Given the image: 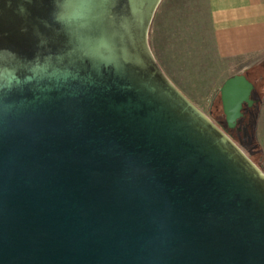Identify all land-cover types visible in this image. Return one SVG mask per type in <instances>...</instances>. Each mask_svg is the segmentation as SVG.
I'll use <instances>...</instances> for the list:
<instances>
[{
    "label": "water",
    "instance_id": "1",
    "mask_svg": "<svg viewBox=\"0 0 264 264\" xmlns=\"http://www.w3.org/2000/svg\"><path fill=\"white\" fill-rule=\"evenodd\" d=\"M160 2L0 0V264H264V170L158 64Z\"/></svg>",
    "mask_w": 264,
    "mask_h": 264
},
{
    "label": "rangeland",
    "instance_id": "2",
    "mask_svg": "<svg viewBox=\"0 0 264 264\" xmlns=\"http://www.w3.org/2000/svg\"><path fill=\"white\" fill-rule=\"evenodd\" d=\"M149 44L168 78L222 128L226 126L224 115L217 116L213 105L220 104L223 81L236 73L255 77L254 68L264 69V53L245 57L220 54L207 23L204 0H161L149 28ZM262 73L259 91L252 92L253 104L245 110V121L255 125L258 147L249 154L242 150L263 169L264 156L256 134L264 101V70Z\"/></svg>",
    "mask_w": 264,
    "mask_h": 264
},
{
    "label": "crops",
    "instance_id": "3",
    "mask_svg": "<svg viewBox=\"0 0 264 264\" xmlns=\"http://www.w3.org/2000/svg\"><path fill=\"white\" fill-rule=\"evenodd\" d=\"M206 19L221 55L264 53V0H204ZM256 134L264 156V101Z\"/></svg>",
    "mask_w": 264,
    "mask_h": 264
},
{
    "label": "trees",
    "instance_id": "4",
    "mask_svg": "<svg viewBox=\"0 0 264 264\" xmlns=\"http://www.w3.org/2000/svg\"><path fill=\"white\" fill-rule=\"evenodd\" d=\"M264 63V61L262 62ZM260 63V64H262ZM259 64V65H260ZM264 70V69H263ZM263 70L258 69L257 71H255V68L253 69L255 77H252L248 79L251 80L254 83V91L256 93H258L259 88H260V82L263 78ZM246 76L249 74H245ZM219 103H216L214 106V109L216 110L215 113L216 115H221L222 113V107H221V101H220V97H219ZM247 109V106H244L243 111L245 116L243 118H240L237 122V128L239 129H235V128H228V127H224L225 131L230 135V137L237 143L240 145V147L247 153H250V150L255 151L256 148L258 147V144L256 143V139H255V125L251 126L250 123H247L245 121V118H247V114L245 112V110ZM223 124H225V122L223 121ZM264 169V168H263Z\"/></svg>",
    "mask_w": 264,
    "mask_h": 264
},
{
    "label": "flooded vegetation",
    "instance_id": "5",
    "mask_svg": "<svg viewBox=\"0 0 264 264\" xmlns=\"http://www.w3.org/2000/svg\"><path fill=\"white\" fill-rule=\"evenodd\" d=\"M245 106H247V105H245ZM244 108V107H243ZM244 113V112H243ZM245 116V114L241 117V118H243ZM235 129H238L237 128V126L236 127H234ZM232 129V128H231ZM239 130V129H238Z\"/></svg>",
    "mask_w": 264,
    "mask_h": 264
}]
</instances>
